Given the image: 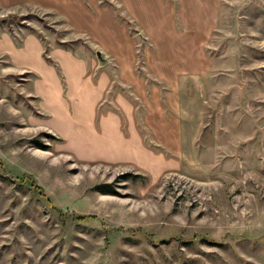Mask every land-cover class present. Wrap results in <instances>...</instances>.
Returning a JSON list of instances; mask_svg holds the SVG:
<instances>
[{"label":"rangeland","instance_id":"1","mask_svg":"<svg viewBox=\"0 0 264 264\" xmlns=\"http://www.w3.org/2000/svg\"><path fill=\"white\" fill-rule=\"evenodd\" d=\"M207 1L200 135L187 102L194 143L174 157L147 135L165 157L146 167L65 135L37 74L10 54L28 35L46 56L59 46L99 60L97 48L53 11L0 0V264H264V0Z\"/></svg>","mask_w":264,"mask_h":264},{"label":"crops","instance_id":"2","mask_svg":"<svg viewBox=\"0 0 264 264\" xmlns=\"http://www.w3.org/2000/svg\"><path fill=\"white\" fill-rule=\"evenodd\" d=\"M17 1L55 12L75 38L101 54L97 60L90 51L52 46L46 56L36 35L27 36L21 53H10L17 66L37 74L38 94L65 135L81 130L89 151L103 152L108 161L122 156L128 166L141 158L146 167L154 155L165 157L147 135L174 157L194 143V126L198 139L203 114L196 91L212 70L206 40L215 29L203 25L207 0ZM141 40L146 44L139 55ZM107 59L116 71L103 65ZM191 101L197 103L193 127Z\"/></svg>","mask_w":264,"mask_h":264},{"label":"trees","instance_id":"3","mask_svg":"<svg viewBox=\"0 0 264 264\" xmlns=\"http://www.w3.org/2000/svg\"><path fill=\"white\" fill-rule=\"evenodd\" d=\"M103 187L109 188L110 186H109V185H104ZM103 187H102V188H103ZM106 191H108L109 193L111 192V191H109V190H106Z\"/></svg>","mask_w":264,"mask_h":264},{"label":"water","instance_id":"4","mask_svg":"<svg viewBox=\"0 0 264 264\" xmlns=\"http://www.w3.org/2000/svg\"><path fill=\"white\" fill-rule=\"evenodd\" d=\"M98 56H99V57H101V54H100V53H98Z\"/></svg>","mask_w":264,"mask_h":264}]
</instances>
